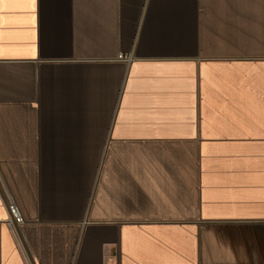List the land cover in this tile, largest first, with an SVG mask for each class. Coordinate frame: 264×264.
<instances>
[{"label": "crops", "instance_id": "obj_1", "mask_svg": "<svg viewBox=\"0 0 264 264\" xmlns=\"http://www.w3.org/2000/svg\"><path fill=\"white\" fill-rule=\"evenodd\" d=\"M36 262L264 264V0H0V264Z\"/></svg>", "mask_w": 264, "mask_h": 264}, {"label": "built area", "instance_id": "obj_2", "mask_svg": "<svg viewBox=\"0 0 264 264\" xmlns=\"http://www.w3.org/2000/svg\"><path fill=\"white\" fill-rule=\"evenodd\" d=\"M5 204L8 210V218H7V224L13 228L14 230L17 229V227L21 226L24 223V216L13 199V197L9 194L5 195ZM33 264H42L39 262L33 263Z\"/></svg>", "mask_w": 264, "mask_h": 264}]
</instances>
